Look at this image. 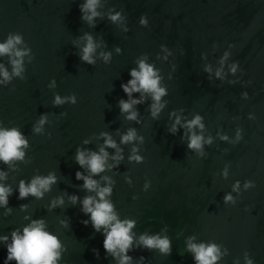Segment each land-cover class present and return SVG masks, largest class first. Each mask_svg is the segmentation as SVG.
Wrapping results in <instances>:
<instances>
[{
	"label": "water",
	"instance_id": "1",
	"mask_svg": "<svg viewBox=\"0 0 264 264\" xmlns=\"http://www.w3.org/2000/svg\"><path fill=\"white\" fill-rule=\"evenodd\" d=\"M83 2L0 0V43L9 34H19L32 56L31 62L24 58L23 79L14 77L0 87V122L4 127H18L29 142L24 160L13 162L14 170L0 165L7 172L4 183L13 190L10 213L0 208V236L26 225L25 217L42 218L66 249L58 264H116L104 259L103 237L79 222L86 219L80 204L68 201L70 195L81 199L94 195L82 190L83 181L75 179L76 171H84L75 163L76 150L98 151L104 143L100 134L108 133L124 159L93 179L107 176L113 181L115 210L121 219L136 221L137 237L159 233L171 241L168 256L133 247L128 253L132 264H141V256L146 258L143 264H193L192 254L185 251L187 239L193 236L195 243H215L222 252L228 250L217 264H244L245 251L254 264H264V0H101L95 27L80 19L78 5ZM116 12L122 20L113 23L108 17ZM142 14L148 18L146 28L139 26ZM85 33L100 45L97 56L111 53L109 63L80 62L83 41L79 38ZM228 44L235 47L229 49ZM161 45L171 54L161 51ZM117 47L121 53L115 51ZM226 51L223 79H217L215 72ZM145 54L160 69L168 94L162 98L166 107L155 120L148 112L150 100L137 105V123L120 115L117 102L127 99L120 85L130 79L129 70ZM233 62L243 69L241 83H229L239 76L229 72ZM0 63L11 72L7 56L0 57ZM205 66L211 67V74L204 71ZM53 79L56 87L49 89ZM243 91L249 100L241 99ZM55 94L62 98L75 94L77 103L53 107ZM180 109L185 120L201 115L203 135L213 138L211 145L204 146L202 157L187 150L186 135L181 141L186 129L175 135L168 132L173 122L169 113ZM249 112L255 114V121L247 119ZM42 114L48 123L42 134L34 135L33 125ZM237 127L243 129V139L233 146L229 141ZM129 128L136 129L143 143L120 144V134ZM221 135L228 141L220 140ZM133 146L140 149L144 163L129 162ZM106 151L109 156L115 154L114 149ZM225 167L227 179L221 176ZM49 172L55 173L57 182L43 199L17 200L20 180L28 182ZM146 179L151 185L143 190ZM236 180L241 182V196L234 207L225 205L223 198ZM245 180L254 181L256 187L244 192ZM56 197H63L65 203L49 211V202ZM21 204L27 206L23 211ZM69 219V228L61 226V221ZM92 249L99 251V260ZM5 255L0 244V264Z\"/></svg>",
	"mask_w": 264,
	"mask_h": 264
},
{
	"label": "clouds",
	"instance_id": "2",
	"mask_svg": "<svg viewBox=\"0 0 264 264\" xmlns=\"http://www.w3.org/2000/svg\"><path fill=\"white\" fill-rule=\"evenodd\" d=\"M101 0H84L82 4L78 5L81 21L86 22L90 27H95V19L99 17L98 7ZM108 19L116 23L122 20V15L116 12L108 17ZM139 26L142 28L148 27V18L146 15L139 17ZM129 31L128 28L124 29ZM83 41V46L80 47L79 60L81 63L94 66L97 59H101L103 63L107 64L111 60V53L100 52L97 56V48L100 47L92 37L91 34L85 33L79 38ZM74 46H79L74 44ZM235 45L228 44V48L232 49ZM117 53H121V49H115ZM161 51H167L166 46L161 45ZM167 55L162 57L166 60ZM8 57V62L11 66V72L0 63V87H6L14 77L23 79L22 73L24 69V58L28 57L29 62L32 60L31 49L23 45V37L19 34H9L3 43H0V57ZM160 58V57H158ZM229 58V52H224L219 60L221 67L215 72L217 79H223V67L225 61ZM136 67L131 68L128 72L130 79L126 83L120 85L121 91L127 99H120L118 107L120 115L124 116L127 121L139 123V113L136 106L150 100L151 103L148 108L149 115L152 119H157L166 107V101L162 98L167 93L166 87L162 85L163 76L160 69L154 63L148 62L147 55L138 57L135 61ZM204 71L211 74V67L205 66ZM229 72L239 76L236 80L229 81L230 84L241 83L240 77L244 75L243 69L238 62H233L229 65ZM248 81L247 84H250ZM245 87L246 85L242 83ZM49 89L56 87L55 80L47 85ZM138 93L139 98H133V94ZM241 99L249 100L247 91L241 92ZM53 107L62 106L65 103L76 105L77 97L75 94L61 97L55 94L53 97ZM183 109L169 113V119L172 120L171 127L168 129L169 134L175 135L181 129H186V133H182L181 141H184L187 136V150L195 151L199 156H203V148L205 145H211L213 138L211 136L205 137L203 135L205 125L203 117L199 114L195 115L191 120H185L182 116ZM66 113H61L65 116ZM174 118V119H173ZM247 119L255 121L256 116L253 112H249ZM182 120L184 122L182 123ZM48 123L46 114H42L40 118L33 125L32 132L34 135L42 134L44 132V125ZM179 126V127H178ZM101 138L104 143L99 147L98 151L81 150L77 148L75 155V163L79 169L84 171H76L75 179L83 181L82 190L87 193H94V195H85L82 199L76 195H70L68 201L73 206L80 204V211L82 219L79 222L84 226H91L94 233H98L103 237L102 248L104 250V259L111 258L116 264H132V257L128 253L133 247H141L149 252H158L161 255H171V241L164 235L159 233L155 235H148L147 233L136 236L133 229L136 226V221L132 219H121L118 212L115 210V205L111 200L113 181L107 177L102 176L98 181L93 179L94 176L111 171L118 167L120 162L124 159L122 149L118 147L117 142L112 139L108 133H101ZM50 137V134H49ZM222 141H228L226 135L219 136ZM243 139V129L237 127L235 131V138L229 141L233 146L239 144ZM137 144L143 143V137L137 134L135 128H129L125 133L120 134V144ZM85 145L88 141L83 142ZM29 147L27 137L20 131L18 127H4L0 122V165L8 166L14 170V161H23L25 151ZM106 149H114L115 154L109 156ZM140 149L136 146L131 148L128 160L130 163L137 164L144 163V157L139 154ZM111 159L112 163L108 161ZM87 173V174H85ZM221 176L225 179L228 177V169L225 167L221 172ZM7 180V172L0 170V208L11 211L8 207L9 197L13 195L11 186L4 183ZM57 182L55 173L49 172L48 175H35L28 182L20 180L16 188L17 200H25L29 196L41 200L44 195L51 191L52 185ZM127 183L131 180L126 178ZM151 185V181L146 179L143 185V190H147ZM256 184L252 180H245L243 182V191L248 192L254 189ZM232 192L236 193L234 197ZM241 196V182L236 180L231 192L225 194L223 203L229 206H235ZM135 199V197H133ZM65 201L63 197H56L49 202L48 210L52 211L57 207H62ZM20 209H26L25 204H21ZM245 211H248L245 208ZM29 222L22 228L14 229L9 236H0V244L4 245L6 255L2 264H58L63 258V252L66 249L63 246L59 237L47 230V224L44 219H30L25 217ZM61 226L65 228L70 227V219L61 221ZM195 237H189L186 241L185 251L192 254L193 264H217L224 256L228 254L225 248L221 251V246L215 243H195ZM95 259H100V254L97 249L91 250ZM181 257L183 253H178ZM141 264L146 260L144 256L139 257ZM238 264V262H236ZM244 264H254V260L250 258L247 251L244 252Z\"/></svg>",
	"mask_w": 264,
	"mask_h": 264
}]
</instances>
